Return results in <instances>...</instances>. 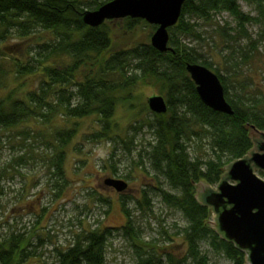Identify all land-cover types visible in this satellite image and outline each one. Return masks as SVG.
Segmentation results:
<instances>
[{
	"label": "trees",
	"instance_id": "obj_1",
	"mask_svg": "<svg viewBox=\"0 0 264 264\" xmlns=\"http://www.w3.org/2000/svg\"><path fill=\"white\" fill-rule=\"evenodd\" d=\"M110 1L0 0V40L6 39L11 31L24 39L37 38L35 55L25 63L15 61L13 77L38 78L33 90H11L0 98V131L32 124L33 127L21 133L22 142L27 138L32 142L40 139L39 136L43 138L41 142L50 149L44 160L50 177H56L54 186L58 188L59 181L65 180L66 149L77 134L78 123L72 120L94 117L99 129L91 134V141H116L112 123L118 101L123 96L131 99V90L139 83L149 80L159 84L168 109L143 121L142 126L147 122L152 136L144 153L152 170L163 177L171 191L158 189L162 202L181 212L187 223L182 229L187 245L185 259L163 255L155 249L158 247L143 242L124 199L120 203L127 221L120 230L131 240L137 264H182L187 260L190 264H208L202 244L224 255L232 264H247L246 254L221 239L210 227L211 211L197 201L196 186L200 182L217 185L225 166L252 149L248 127L264 131V93L257 88L250 91L251 85L238 79L237 73L233 74L231 85L228 77L213 68L202 51L200 42L204 38L198 27L200 22H210L226 13L235 20L239 33L247 37L246 25L258 19L244 13L237 0H186L177 24L168 30L170 50L159 52L151 44L120 50L112 39L114 31L110 22L113 21L91 28L82 19L86 8L95 10ZM260 15L264 18V10ZM142 23L145 21L125 18L121 29L131 32ZM231 30L229 25H224L214 32L225 42L236 41ZM40 32H46L48 38L37 36ZM191 41L198 44L192 45ZM236 53L234 49L225 60ZM241 55L243 60L247 58L245 53ZM187 64H201L219 77L233 115L215 112L201 102L186 71ZM5 75L0 66L1 88ZM57 118L66 125L50 128ZM44 130L46 138L42 134ZM132 140L127 138L122 142L132 144ZM203 140L209 146L204 157H191L192 144L195 141L202 144ZM19 161L26 164L24 156L16 160ZM138 205L141 210L149 208L150 199L145 191ZM111 231L104 228L82 233L68 248L58 249L55 260L45 264H104ZM30 247L23 235L11 234L0 241V264H25L33 255Z\"/></svg>",
	"mask_w": 264,
	"mask_h": 264
},
{
	"label": "rangeland",
	"instance_id": "obj_2",
	"mask_svg": "<svg viewBox=\"0 0 264 264\" xmlns=\"http://www.w3.org/2000/svg\"><path fill=\"white\" fill-rule=\"evenodd\" d=\"M237 2L244 13L258 19L246 25L248 36L240 34L235 20L222 13L210 22H200L198 28L204 38L200 45L208 62L228 77L231 85L234 83L233 74L237 73L238 79L242 78L251 85L250 91L257 88L264 93V18L260 15L264 10V0ZM123 25L124 19L110 22L116 49L150 44L154 26L145 22L131 32H124L121 29ZM224 25L233 28L231 32L237 37L236 41L225 42L214 32ZM39 35L42 39L48 38L46 32ZM36 40L35 36L24 39L12 31L6 39L0 40V66L6 73L4 85L0 87V98L11 90L26 92L35 88L37 76L17 80L13 74L15 61L19 59V62L25 63L35 55ZM183 40L190 41L189 38ZM191 44L198 43L191 41ZM234 49L238 53L225 60ZM241 53H245L247 58L243 60ZM161 95L159 84L148 80L131 90V99L123 96L118 101L112 123V134L117 142L107 139L91 141V134L99 129L94 117L72 120L78 123L77 134L66 149L63 166L65 180L59 181L58 188L54 186L56 177H50L47 170L45 160L50 149H46L41 142L43 138L39 136L36 142L27 138L22 142L21 133L33 127L32 124L9 131L1 130L0 241L11 234L23 235L29 240V251L33 254L25 264H45L55 260L56 251L68 248L78 235L110 228L112 235L107 241L104 264H137L132 242L120 230L127 221L120 203L124 199L142 241L158 247L155 249L163 255L170 254L183 261L187 245L182 229L187 223L181 212L162 202L158 189L171 191L163 177L152 170L148 155L144 153L152 142L147 122L142 126L144 120L153 118L147 101L150 97ZM65 125L62 119L57 118L50 128ZM42 134L46 138V130ZM127 138H133L132 144L122 142ZM192 146L191 157H204V151L209 147L207 140H203L202 144L195 141ZM200 147L203 148L201 151ZM139 153H142L141 157ZM23 156L26 164L16 162ZM261 175L264 178V174ZM107 179L122 180L128 187L123 192H117L105 184ZM143 191L150 199V206L141 210L138 203L142 200ZM212 222L211 213L209 224ZM161 247L165 249L163 252ZM201 250L207 255L208 264H232L224 255L203 244ZM182 264H190V261Z\"/></svg>",
	"mask_w": 264,
	"mask_h": 264
},
{
	"label": "water",
	"instance_id": "obj_3",
	"mask_svg": "<svg viewBox=\"0 0 264 264\" xmlns=\"http://www.w3.org/2000/svg\"><path fill=\"white\" fill-rule=\"evenodd\" d=\"M186 0H112L95 10L83 13V23L98 28L106 21L125 18L140 19L155 27L151 46L167 52L169 28L180 18ZM186 71L196 86L201 102L211 110L233 115L226 101L219 77L201 64H187ZM148 109L154 114L167 112L162 96L150 97ZM252 149L225 168L216 186L200 182L196 186L197 201L210 209V227L221 239L233 243L246 254L247 264H264V131L250 126ZM251 130V134H250ZM107 186L123 192L128 185L122 180L107 179Z\"/></svg>",
	"mask_w": 264,
	"mask_h": 264
},
{
	"label": "flooded vegetation",
	"instance_id": "obj_4",
	"mask_svg": "<svg viewBox=\"0 0 264 264\" xmlns=\"http://www.w3.org/2000/svg\"><path fill=\"white\" fill-rule=\"evenodd\" d=\"M263 174V173H262Z\"/></svg>",
	"mask_w": 264,
	"mask_h": 264
}]
</instances>
